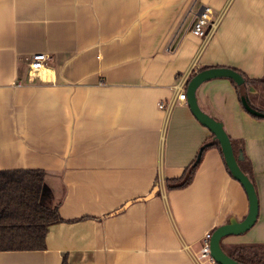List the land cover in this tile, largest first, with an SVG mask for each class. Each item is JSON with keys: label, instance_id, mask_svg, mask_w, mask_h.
Masks as SVG:
<instances>
[{"label": "crops", "instance_id": "obj_1", "mask_svg": "<svg viewBox=\"0 0 264 264\" xmlns=\"http://www.w3.org/2000/svg\"><path fill=\"white\" fill-rule=\"evenodd\" d=\"M203 7L221 16L206 40L190 32ZM202 67L264 75V0H0V170L45 171L40 203L64 219L44 250L0 251V264H198L204 234L248 209L216 148L189 185L165 187L211 133L186 101L168 114L157 102ZM246 87L264 113V89ZM196 101L243 140L258 197L254 226L220 246L264 244V119L228 79L202 83Z\"/></svg>", "mask_w": 264, "mask_h": 264}, {"label": "trees", "instance_id": "obj_2", "mask_svg": "<svg viewBox=\"0 0 264 264\" xmlns=\"http://www.w3.org/2000/svg\"><path fill=\"white\" fill-rule=\"evenodd\" d=\"M205 68L202 67L200 70ZM234 70L239 72L245 81L243 85L237 86L229 80L238 101L250 116L264 119V116L248 112L242 104V99L248 98L249 92L246 86L264 89V75L258 79H250L239 70ZM229 140L240 169L248 176L255 188L251 164L244 155L243 140H234L230 137ZM209 148H216L223 160L218 143L204 148L201 156ZM194 160L184 168L179 177L165 179L167 190L182 189L191 183L200 163L198 161L193 165ZM45 175V171L38 169L0 170V251L44 250L45 236L49 226L64 221L59 214L58 205L46 207L40 203ZM227 255L241 264H264V244L235 246ZM61 264L68 263L63 259Z\"/></svg>", "mask_w": 264, "mask_h": 264}, {"label": "water", "instance_id": "obj_3", "mask_svg": "<svg viewBox=\"0 0 264 264\" xmlns=\"http://www.w3.org/2000/svg\"><path fill=\"white\" fill-rule=\"evenodd\" d=\"M218 78L231 80L237 86L243 85L245 82L242 75L233 68L208 67L195 72L189 78L186 84V104L189 107L190 112L202 126L208 129V131L212 135L210 140L199 147L193 165L198 163V161L200 160L201 153L204 148L213 146L214 144L218 143L221 149L225 166L230 176L242 186L246 194L248 209L244 218L240 221L230 220L228 223L217 226L211 232V236L209 239V256L216 264H241L233 260L222 250L220 242L225 237L244 234L254 226L258 216V197L254 185L252 184L248 176L240 169L236 161L229 136L227 135L221 122L204 113L197 104L196 90L198 89V87L206 81ZM242 104L248 112L264 116V113L251 106L246 98L242 99ZM157 190L158 186L154 187L147 196L139 198L138 200L145 201L152 198ZM130 203L131 202L126 203L120 210H122Z\"/></svg>", "mask_w": 264, "mask_h": 264}, {"label": "built area", "instance_id": "obj_4", "mask_svg": "<svg viewBox=\"0 0 264 264\" xmlns=\"http://www.w3.org/2000/svg\"><path fill=\"white\" fill-rule=\"evenodd\" d=\"M211 10L209 7H203L199 12L198 15L195 17L194 21L192 22L190 32L194 37H197L202 40H206L213 30L216 28V24L219 22L221 16H218L216 19L211 18ZM47 59V55L43 53L33 54L30 64H29V71L30 74H33L40 69L43 68L44 63ZM189 80V79H188ZM187 77H182L179 82L174 86L175 96L166 101H158L157 108L166 114L170 113L171 109L175 105L176 101L185 102L186 95H185V88L188 82ZM211 236V232H206L203 236L202 246L199 251V257L203 259H207L210 263L213 260L209 256V239Z\"/></svg>", "mask_w": 264, "mask_h": 264}, {"label": "rangeland", "instance_id": "obj_5", "mask_svg": "<svg viewBox=\"0 0 264 264\" xmlns=\"http://www.w3.org/2000/svg\"><path fill=\"white\" fill-rule=\"evenodd\" d=\"M190 17V16H189ZM213 17V19H214V15L212 16ZM216 19V18H215ZM217 19H219L220 20V18H217ZM218 24V23H217ZM217 24H216V26H217ZM200 246V247H199ZM199 246H197V251H198V253H197V261H198V264H209L210 262L209 261H207V259L205 258V259H203V258H200L199 257V251H200V249H201V246L202 245H199ZM223 250L224 251H227V247H224L223 248ZM209 262V263H208ZM211 264H216L214 261L211 263Z\"/></svg>", "mask_w": 264, "mask_h": 264}]
</instances>
